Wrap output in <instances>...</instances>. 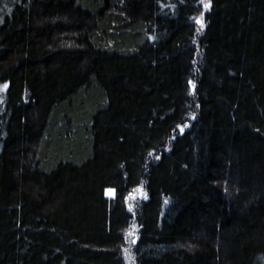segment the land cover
<instances>
[{
	"label": "trees",
	"instance_id": "trees-1",
	"mask_svg": "<svg viewBox=\"0 0 264 264\" xmlns=\"http://www.w3.org/2000/svg\"><path fill=\"white\" fill-rule=\"evenodd\" d=\"M0 264H264V0H0Z\"/></svg>",
	"mask_w": 264,
	"mask_h": 264
},
{
	"label": "rangeland",
	"instance_id": "rangeland-1",
	"mask_svg": "<svg viewBox=\"0 0 264 264\" xmlns=\"http://www.w3.org/2000/svg\"><path fill=\"white\" fill-rule=\"evenodd\" d=\"M203 13L201 15V18L197 21H199L198 25L203 28ZM106 195L109 196V197H114V193L112 195H109L107 194L106 192ZM141 198H145V194H144V190L143 188H139L137 189L134 193H132L129 198L127 199V208L128 209H133L134 208V203L137 201V200H140ZM138 229H137V226L135 224H132L130 226V228L128 229L127 231V248L125 249V253L127 254L129 260H131L132 258V255H131V252H132V249H133V246L134 244L136 243L137 239H138V233H137ZM130 233H132V235H130ZM133 239H135V243H133Z\"/></svg>",
	"mask_w": 264,
	"mask_h": 264
},
{
	"label": "snow or ice",
	"instance_id": "snow-or-ice-1",
	"mask_svg": "<svg viewBox=\"0 0 264 264\" xmlns=\"http://www.w3.org/2000/svg\"><path fill=\"white\" fill-rule=\"evenodd\" d=\"M202 2H203V0H202ZM204 6H205V8L209 7V5H207V4H205ZM197 22L199 23V21H197ZM4 87L6 88L7 85H5ZM178 127H179V126H178ZM180 131L183 132V128H181ZM106 191H107V194H109V195H112V194L114 193V190H111V189L106 190ZM130 210H131V209H130ZM130 235H132V233H130ZM132 242L135 243V239H133Z\"/></svg>",
	"mask_w": 264,
	"mask_h": 264
}]
</instances>
